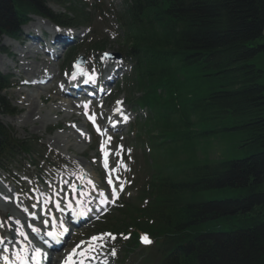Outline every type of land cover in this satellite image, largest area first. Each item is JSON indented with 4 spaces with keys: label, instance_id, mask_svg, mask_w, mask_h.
Returning a JSON list of instances; mask_svg holds the SVG:
<instances>
[{
    "label": "trees",
    "instance_id": "trees-1",
    "mask_svg": "<svg viewBox=\"0 0 264 264\" xmlns=\"http://www.w3.org/2000/svg\"><path fill=\"white\" fill-rule=\"evenodd\" d=\"M48 1L65 6L0 0V34L13 36L29 13L89 21L80 1L68 2L71 20L45 9ZM116 14L159 160L141 193L143 223L132 220L155 239L143 259L264 264V71L253 63L264 54V0H123ZM228 134L240 138L232 153L211 158L205 147ZM241 149L247 156L234 158ZM16 150L27 153L0 126V161ZM130 207L120 213L131 216ZM115 222V230L127 229ZM135 236L123 244L126 254L138 247Z\"/></svg>",
    "mask_w": 264,
    "mask_h": 264
},
{
    "label": "rangeland",
    "instance_id": "rangeland-1",
    "mask_svg": "<svg viewBox=\"0 0 264 264\" xmlns=\"http://www.w3.org/2000/svg\"><path fill=\"white\" fill-rule=\"evenodd\" d=\"M93 1L94 0H89V5H91ZM109 1L112 2L115 7L120 4V0ZM48 8L53 13L63 12L62 9L51 4H48ZM103 12L104 11L98 14V12L96 10L94 11L90 6L86 10V13L91 16V22L89 24H91V28L96 30V34H94V32L90 33L95 36L93 42L96 40L104 39V42H107V44L103 50L104 52L99 54V56H96L97 59H95V56L93 59L92 55H90L91 53L88 54L89 50L87 51V53L82 50V48L85 46H83L80 51L79 48L77 49V51H79V57H83L84 59L83 67L85 68V70H89V68H92V65H94L95 61H97L99 58H105V54H108L107 56L112 57H122L121 53L123 47H121L120 41L117 38L118 30L115 27V22L113 18L109 16L105 17L103 15ZM31 22H33L34 25H38V27L44 28L46 30L48 29V27L50 28V25L46 21L42 23L38 19H32ZM79 31L80 33H83L86 30L80 29ZM89 36L88 33L84 36L82 35V39L78 43H76L77 46H80V44L86 41ZM9 45L11 47H9ZM26 47L36 51V48L33 46L28 45ZM21 50L22 48L18 47V42H11V40L6 37L0 38V66H2L1 62L4 61L9 65V67L7 68L5 66L6 72L4 71V66H2L3 68L0 67V73L4 75L10 74L11 83H14L19 80L17 78L16 72L18 73L20 69L22 72H26V70L31 69H37L39 72L41 71L39 66L34 65H40L35 60L27 61L28 63L34 66H25L22 63L20 64L19 61L17 67L20 66V69L18 68L17 70H12L10 68L11 64H13V61L12 59H10L9 54H21ZM70 60L71 59L67 57V54H65L49 70H52L54 72L57 69H60L61 67L67 69L69 66L68 62ZM253 63L257 66V68L264 71V54L258 55L257 58L253 61ZM45 68L47 67L45 66ZM127 68L128 67L125 66V77L129 74V69L127 70ZM41 76L42 75H38L35 78H39ZM58 78H60L59 74ZM22 80H27V78H24ZM49 85L50 86L48 90L46 89L35 91V89L33 88L26 89L21 86L15 87L12 90H8L4 94L5 98L7 99V102L9 103V106L14 112L11 116H0V121L4 123L3 125L7 126L12 131L15 139L24 142H30L33 138L37 139L39 142L38 147L41 145L44 148L46 155L49 156L48 160L45 161L46 163L44 162V159L47 158V156L43 158L44 163L38 161L36 168L29 166V163L31 161H37L36 156L34 158H30V160L26 157L20 156L19 158L14 159V163L10 164V167L7 166V171L10 175H14V177L15 175L19 176L17 179L21 178L22 172H26L30 175L29 179H31V181H35V179L42 177L48 178L46 176L47 172H50L51 176H53V179L56 180V176L58 175L59 171L65 172L68 169L70 170H67L70 173L69 175L74 174L76 177V179L74 180H76L77 183H81V185L83 186L82 190L90 191L93 187H100V189H102L103 184L101 176L98 172L97 161L99 148L101 146L100 140H98V138H96L90 133L87 134L85 138L78 137L77 133L73 131L74 128H76V126H83V128L85 126L87 127V124L83 120V116L81 113L82 111H76L73 107L67 106L65 104L66 100H64L61 96L56 95L59 86L56 80L52 79V81L49 82ZM121 86L122 84L120 85L119 90L121 89ZM124 89L125 87L123 85L122 90ZM39 95L41 96V100L37 98ZM53 97L55 98L54 101L47 100V98ZM25 99H28L30 103H32L33 106L37 109L36 115L40 119H38V123L37 125H35V127L29 124L23 126L26 106H23L21 102L25 101ZM124 99L123 101L127 105L126 111L131 118V122L129 124V127L124 130L123 133H110V136L108 137L111 158L110 162L112 166H115L114 164L116 160L117 163L119 162L118 153L121 154L120 158L123 157V159H121L124 170L122 171L121 175L125 178V191L122 196V200H128L129 203H131L132 205L139 206L141 202H139L138 200V190L142 188L143 177H141V175L143 174V163L144 161H147L151 164L154 162H152V155L147 154V147H145L144 144L142 145L141 141L133 136V133L131 132V127L133 124V126L136 125L137 130L142 127V125L144 124V120L147 116V110H142V112H139L138 109L135 111H131L128 103L126 102L127 100ZM106 104L111 105L109 102H106ZM92 110L98 117H100L102 111H105L106 109L102 108L101 105L94 104ZM106 112L109 111L106 110ZM221 137L222 138L213 141L209 145L204 143L207 145L205 149H209L208 151L210 152H208V154L213 159L217 158L218 155L223 156V154L228 150L229 153L225 155V157L231 154L232 148L237 145L240 140L239 136H236L235 134H228L226 137ZM38 147L36 148V152H38ZM117 151L119 152L117 153ZM246 156L247 153L244 152L242 149L238 150L234 154V158H244ZM61 165H64L65 169L61 167ZM57 169L59 170L57 171ZM18 171L21 173H19ZM1 176H5V174H1ZM89 181H91V183H89ZM12 185L6 183L3 184L2 187L5 190L6 187L13 188ZM37 185L38 187H40L41 183L38 182ZM44 189H46V186H44ZM3 211L6 212V210ZM116 218L120 219L118 213L114 214L113 217L110 219V225L114 223V220ZM4 220V216L0 213V226L6 224ZM112 230L114 231V229ZM94 231L95 229L91 228V226L86 228L83 227L78 237H76L71 242V244L84 239V237L87 236V233H93ZM114 232H117V230H115ZM102 246V255L104 256V252L106 251V249L111 250V248L109 246V243L107 242H103ZM108 256L109 255H107V257Z\"/></svg>",
    "mask_w": 264,
    "mask_h": 264
},
{
    "label": "bare ground",
    "instance_id": "bare-ground-1",
    "mask_svg": "<svg viewBox=\"0 0 264 264\" xmlns=\"http://www.w3.org/2000/svg\"><path fill=\"white\" fill-rule=\"evenodd\" d=\"M38 35L37 34H35L34 32H32V31H30V32H28L27 34H26V37H25V42L26 41H28L29 43L31 42V44H33V43H38V37H37ZM68 38L67 37H64V38H62V36H58V35H54V37H53V41L54 42H57V43H59V44H62V45H64V46H66V44H67V42H68ZM39 44V43H38ZM40 45V44H39ZM43 48H45V43H44V47ZM46 50V49H45ZM36 53H29V52H21V55L20 56H18V58H16V55H14V57H13V55H10L11 56V58L13 59V60H15L16 61V63L14 64L15 65V67H17V64H18V62L19 61H24L25 59H29V58H34ZM45 54H50V53H48L47 51H45ZM51 55V54H50ZM53 56H54V54H53ZM108 61V60H107ZM1 65L2 66H4V69H5V66L7 67V65H5V63L4 62H1ZM39 71L37 70V69H31V70H26V72H22V71H20V76H26V77H28V78H33V77H36L37 75H39ZM113 77H114V75H112ZM30 81V80H29ZM48 83V82H47ZM47 83H46V85H43V86H41V85H39L38 84V86L36 85V84H34L32 87L35 89V91H39V90H46L47 88H48V85H47ZM67 91V93L68 94H70V95H72V96H75V94L74 93H72L71 92V90L70 89H67L66 90ZM38 99H40L41 100V96L39 95L38 97H37ZM69 98V100H68V105L69 106H71V105H73V102H72V98L71 97H68ZM49 101H54V97L53 98H47ZM22 104H23V106H26V109H25V117H24V120H23V126H25V125H27V124H29V125H32L33 127H35V125H37V123H38V119H40L36 114V108L33 106V104L32 103H30V101L27 99H25V101H22L21 102ZM23 112V111H22ZM36 115V116H35ZM24 116V115H23ZM71 180L73 179V177H71L70 178ZM75 179H76V177H75ZM70 184V183H69ZM5 195V194H4ZM10 221L11 222H13L14 224H10L9 225V228H11L14 232H16L18 235H17V243H20V244H22V246L23 247H25V243H23V242H27V243H29V241L24 237V232L22 231V230H20L19 228H18V225L21 223V217L19 216V215H16L15 213H11L10 214ZM2 229V228H1ZM0 237H1V234H0ZM2 239L0 238V241H1ZM4 242H5V245H8L9 247L10 246H12V244L13 243H10V242H7V241H5L4 240ZM31 243V242H30ZM29 246H30V244H29ZM101 264H103V261H99Z\"/></svg>",
    "mask_w": 264,
    "mask_h": 264
},
{
    "label": "snow or ice",
    "instance_id": "snow-or-ice-1",
    "mask_svg": "<svg viewBox=\"0 0 264 264\" xmlns=\"http://www.w3.org/2000/svg\"><path fill=\"white\" fill-rule=\"evenodd\" d=\"M106 56L108 55V54H105ZM85 107H87L86 105H85ZM125 119H127V118H125ZM97 131L99 132L100 131V129L98 128L97 129ZM104 151V145L103 144H101V152H103ZM105 155H107L106 153H105ZM105 167H107V164L105 163ZM89 183H91V181H89ZM109 183H111V181H109ZM122 185H121V190H122ZM101 196H103V193H101ZM112 196L115 198L116 197V192H115V190H113V192H112ZM106 201H102V203H105ZM57 207H59V205H57ZM33 231L35 232L36 230L35 229H33ZM67 231V229H65V232ZM48 236L51 238V240L53 241V242H55V243H59L60 242V237H58L55 233H52V232H49L48 233ZM93 241H96V240H98L99 238L98 237H92L91 238ZM142 239V241H144V242H150V241H147V238L146 237H142L141 238ZM76 254V249H73V252L69 255V257H68V259L65 261V264H71V259H72V256H74ZM113 255H115V253L113 252L112 253ZM42 253L40 252V250L39 249H37L34 253H33V256H32V259H33V261H34V264H39V258H42ZM81 255L83 256L84 255V253H81ZM20 260H21V264H23V257H20Z\"/></svg>",
    "mask_w": 264,
    "mask_h": 264
},
{
    "label": "water",
    "instance_id": "water-1",
    "mask_svg": "<svg viewBox=\"0 0 264 264\" xmlns=\"http://www.w3.org/2000/svg\"><path fill=\"white\" fill-rule=\"evenodd\" d=\"M262 36H263V38H264V28H263Z\"/></svg>",
    "mask_w": 264,
    "mask_h": 264
}]
</instances>
